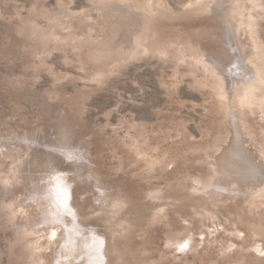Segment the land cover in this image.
Instances as JSON below:
<instances>
[{
    "label": "rangeland",
    "instance_id": "1",
    "mask_svg": "<svg viewBox=\"0 0 264 264\" xmlns=\"http://www.w3.org/2000/svg\"><path fill=\"white\" fill-rule=\"evenodd\" d=\"M263 71L264 0H0V264H264L260 173L214 145L251 81L264 144Z\"/></svg>",
    "mask_w": 264,
    "mask_h": 264
},
{
    "label": "bare ground",
    "instance_id": "2",
    "mask_svg": "<svg viewBox=\"0 0 264 264\" xmlns=\"http://www.w3.org/2000/svg\"><path fill=\"white\" fill-rule=\"evenodd\" d=\"M219 2V1H218ZM121 3V2H120ZM263 3V2H262ZM222 5V4H221ZM210 6V4H209ZM199 8V7H198ZM208 8V7H206ZM210 8V7H209ZM236 8V7H235ZM139 9V8H138ZM231 10V9H230ZM232 11V10H231ZM212 11H210L209 9L207 11H205L204 14H209L211 15ZM230 13V11H229ZM200 15V13H199ZM215 17L219 18L218 14L214 15ZM230 17V16H229ZM143 20V19H142ZM234 20V19H233ZM203 23V22H202ZM201 23V24H202ZM208 23V22H207ZM226 24V23H225ZM230 27V26H229ZM247 29V28H246ZM247 31V30H246ZM252 31V30H251ZM250 31V34H251ZM234 32V31H232ZM248 32V31H247ZM249 33V32H248ZM247 34V33H246ZM249 34V35H250ZM248 35V36H249ZM252 36V35H251ZM248 40V39H247ZM238 42V41H237ZM248 42V41H247ZM243 46V45H242ZM190 48V47H189ZM244 49V48H243ZM192 51V50H191ZM243 51V50H242ZM249 51V50H248ZM247 51V52H248ZM250 51H252V54H250V56L247 58L248 61V67L250 68V71L253 74V77L255 78V81L259 79V72L258 69L260 68L257 67L258 63H259V59H258V63L256 64L254 62V60H252L255 56H254V51L250 49ZM241 53V52H240ZM199 54V53H198ZM196 55V53H195ZM194 55V57H195ZM198 56V55H197ZM196 56V58H197ZM192 57V56H191ZM201 57V56H200ZM183 59V58H182ZM194 59V58H193ZM201 60V58H200ZM203 62V61H202ZM198 65V63H196ZM195 64V66H196ZM202 64V63H201ZM205 64V63H204ZM247 64V63H246ZM260 64V63H259ZM245 65V64H244ZM194 66V67H195ZM199 67V66H198ZM203 67V65H202ZM206 67V66H205ZM262 67V66H261ZM196 68V67H195ZM234 68V67H233ZM242 68V67H241ZM248 68V69H249ZM221 69V68H220ZM245 70V69H244ZM206 71H207V67H206ZM230 71V70H229ZM234 71V70H233ZM211 72V71H210ZM248 73V71H246ZM264 72V71H263ZM213 73V72H212ZM209 74V73H207ZM218 73H216L217 75ZM235 74V73H234ZM231 75V74H230ZM211 76V75H210ZM220 77V75H218ZM229 82L231 81V79H233V77H228ZM254 80V79H253ZM210 82V81H209ZM252 82V81H251ZM250 82V83H251ZM219 83V82H218ZM222 83H225L224 81ZM249 83V86H243L242 84H233L231 85V88L229 89L230 92V99H228L227 97V92L224 91V94L226 95H222L226 97V100H224L223 102V106H222V117H223V122H222V127H223V135L220 136V139L218 140V144L215 143V148L217 149L218 147H222V143L224 142V140L226 138H230L231 144H232V148L235 151L236 155L244 158L246 160H248L247 162L252 163L253 165H255L257 167V171L260 173V175H258L252 182L249 181L248 185H251L253 188L258 189V186H260L262 183H264V144L262 143H258L257 141H255L253 139V137L251 136L250 132L248 131L247 127L245 126L243 119H242V108L241 106L238 104V96L242 93H246L249 92L251 88ZM247 85V84H246ZM256 85V83L254 84ZM263 86V85H262ZM218 87V86H217ZM262 90V89H261ZM223 94V93H222ZM244 95V94H243ZM246 95V94H245ZM249 95V94H248ZM221 96V95H219ZM240 97V96H239ZM255 97V95H254ZM222 98V97H221ZM224 99V98H223ZM222 99V100H223ZM253 99V97H252ZM251 99V100H252ZM256 99V98H255ZM264 97H262V101H263ZM220 100V98H219ZM254 100V99H253ZM252 100V102H253ZM240 101V100H239ZM250 100L248 99V102ZM256 101V100H255ZM260 101V100H259ZM247 103V102H245ZM250 103V102H249ZM254 106L256 102H253ZM259 103V102H257ZM262 103V102H261ZM220 104V103H219ZM221 105V104H220ZM220 105L218 108H220ZM249 105V104H248ZM260 105V104H259ZM263 105V104H262ZM245 107V106H244ZM220 110V109H219ZM246 110V109H245ZM252 110V109H251ZM247 111V110H246ZM258 137V136H257ZM219 138V137H218ZM212 145V146H214ZM211 148V147H210ZM224 148V147H223ZM206 149V148H205ZM220 149V148H219ZM203 153V152H202ZM205 155V154H204ZM200 157V156H199ZM208 157V156H206ZM205 157V159H206ZM208 160V159H206ZM205 160V162H206ZM209 161V160H208ZM212 161V160H211ZM245 161V160H244ZM251 164V165H252ZM214 166V165H213ZM252 167V166H251ZM250 168V167H249ZM256 169V168H254ZM254 171V170H253ZM252 172V171H251ZM57 183V182H55ZM61 184V183H60ZM65 186V185H63ZM263 186V185H262ZM59 187V186H57ZM56 187V188H57ZM67 187V186H66ZM65 189V188H64ZM60 191V189H58ZM259 190V189H258ZM250 191V190H249ZM62 192V190H61ZM59 193V192H58ZM65 193V191H64ZM63 193V194H64ZM66 193H67V189H66ZM68 194V193H67ZM71 194V193H70ZM259 194V193H257ZM261 195V194H259ZM54 196V195H53ZM62 196V195H59ZM64 196V195H63ZM70 196V195H69ZM55 197V196H54ZM57 198H59L58 196H56ZM66 197V196H65ZM68 197V196H67ZM258 197V196H257ZM56 198V199H57ZM64 199V198H63ZM62 199V200H63ZM70 200V198H69ZM72 200V199H71ZM255 200V197H254ZM57 201V200H56ZM55 201V202H56ZM101 203H102V207H100L99 211L96 212L94 215H92L89 218V224L85 225L82 221L77 220V222L80 224V229L84 230V227H87L90 229V233L91 235L94 237V239H96L97 241H99V245L103 246L106 243H108L109 240H111L113 238V236L116 234V232L118 231L119 226H121L120 224H115L113 222V218L115 216V212L117 211V209H119V207L121 208V205L118 206V203L116 200L114 199H110V198H101L100 199ZM120 201V200H119ZM60 202V201H59ZM67 202V200H66ZM63 203V202H62ZM57 204V202H56ZM62 205V204H61ZM66 205V204H65ZM71 205V204H70ZM72 206V205H71ZM70 206V207H71ZM63 207V206H62ZM61 207V208H62ZM120 211V209H119ZM206 212V211H205ZM200 215V214H199ZM210 214H208L209 217ZM116 217V216H115ZM212 219V218H211ZM76 221V220H75ZM85 221V220H84ZM124 225V224H123ZM122 228V227H121ZM82 231V230H81ZM123 231V230H122ZM90 235V234H89ZM121 235V233H120ZM91 236V238H92ZM67 240V239H66ZM108 247V245H107ZM106 247V250H107ZM115 248V247H114ZM105 250V251H106ZM105 251H100L101 257H100V261L101 264H107V261L103 260L104 257H107L105 254ZM119 252V250H117ZM120 253V252H119ZM113 254V253H112ZM115 254V253H114ZM108 258V257H107ZM102 259V260H101ZM111 259V258H110ZM110 262V261H109ZM111 263V262H110ZM112 263H115L114 261Z\"/></svg>",
    "mask_w": 264,
    "mask_h": 264
}]
</instances>
